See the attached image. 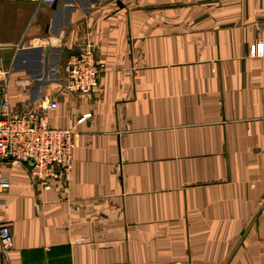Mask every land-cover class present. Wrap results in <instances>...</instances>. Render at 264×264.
I'll list each match as a JSON object with an SVG mask.
<instances>
[{"label":"crops","instance_id":"0c3cea01","mask_svg":"<svg viewBox=\"0 0 264 264\" xmlns=\"http://www.w3.org/2000/svg\"><path fill=\"white\" fill-rule=\"evenodd\" d=\"M86 40L99 87L62 91ZM0 59L78 134L68 182L4 162L5 264H264V0H0Z\"/></svg>","mask_w":264,"mask_h":264},{"label":"built area","instance_id":"2783aa9c","mask_svg":"<svg viewBox=\"0 0 264 264\" xmlns=\"http://www.w3.org/2000/svg\"><path fill=\"white\" fill-rule=\"evenodd\" d=\"M40 1L51 4L57 0ZM72 50L65 67L67 76L62 91L89 95L98 89L105 63L98 58V50L90 40ZM9 75L10 70L0 59V97L3 98L0 112V193L11 186L9 178L2 174L5 161L30 163L32 176L40 182H68L73 167V151L78 145L77 132L71 127L50 125V112L59 106L56 97H44L21 112L12 110L6 97ZM85 117L87 115L78 122ZM4 206L5 200L0 199V208ZM12 248L10 225L0 219V264L8 261Z\"/></svg>","mask_w":264,"mask_h":264},{"label":"rangeland","instance_id":"374dc122","mask_svg":"<svg viewBox=\"0 0 264 264\" xmlns=\"http://www.w3.org/2000/svg\"><path fill=\"white\" fill-rule=\"evenodd\" d=\"M72 128V127H71ZM73 129V128H72ZM74 130V129H73Z\"/></svg>","mask_w":264,"mask_h":264}]
</instances>
